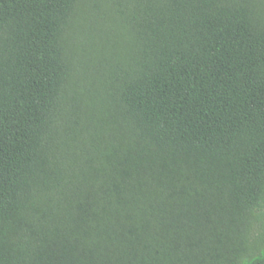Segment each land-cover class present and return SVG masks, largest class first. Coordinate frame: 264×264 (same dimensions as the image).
<instances>
[{
	"label": "trees",
	"instance_id": "trees-1",
	"mask_svg": "<svg viewBox=\"0 0 264 264\" xmlns=\"http://www.w3.org/2000/svg\"><path fill=\"white\" fill-rule=\"evenodd\" d=\"M0 264H264V0H0Z\"/></svg>",
	"mask_w": 264,
	"mask_h": 264
}]
</instances>
